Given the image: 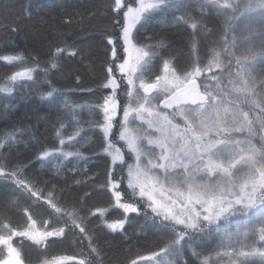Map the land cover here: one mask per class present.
I'll use <instances>...</instances> for the list:
<instances>
[{
	"label": "snow or ice",
	"instance_id": "1",
	"mask_svg": "<svg viewBox=\"0 0 264 264\" xmlns=\"http://www.w3.org/2000/svg\"><path fill=\"white\" fill-rule=\"evenodd\" d=\"M191 3L192 0H127V3L113 0L110 7L120 15L116 21L119 32L107 40L110 59L101 85L109 94L101 96L96 104L69 103L67 92L56 88L52 79L47 78L60 70L63 56L78 54L70 46L55 47L43 67L35 58L33 66L23 64L21 54L0 55V61L9 65L23 64L7 77V84L0 91L11 93L17 83L21 87L28 82L40 86L41 81L35 75L39 70L46 77L43 84L47 86L40 99L48 101L50 107L62 108L73 116L78 114L77 109L84 108L100 114L95 126L101 133V151L109 158L103 187L110 193L107 207L85 209L86 215L81 216L80 209L68 210L60 205L55 185L45 193L21 178V166L9 169L0 163V179L10 183L18 194L9 205L19 208L25 217L19 227L7 217H0V264H25L22 254L25 240L46 250L51 243L66 238V234L75 236L77 232L80 242L87 241L86 254L60 255L45 259L42 264H96L100 252L84 226L89 218L96 217L106 229L116 233L124 231L129 214H147L149 210L154 219L173 230L175 239L148 256L130 259L129 264L179 261L187 264L183 260L182 242L189 233L223 227L229 221L240 223L249 213L255 224L247 231L237 230L228 235L220 242V249L203 256L200 264H222L224 258L228 264H264V79L257 81L251 69L241 65V57L235 58L238 67L233 78L231 70L224 73L222 59V53L234 55L237 36L233 21L258 11L264 25V0H245L242 5L239 0H195L201 15L211 8L223 17L220 47L210 49L203 66L196 55L200 44L197 37L198 25L200 29H206V25L191 15L173 16L177 24L193 30L192 60L188 67H178L175 57L161 55L160 50L167 48L164 40L143 45L136 41L134 33L138 25L143 26L142 22L146 24L157 13L187 11ZM251 35L249 32L243 38L249 39ZM247 52L245 60L264 57V41L259 51L249 47ZM157 59L158 71L154 78L146 79L145 73L152 72ZM121 81L125 87L123 96L118 97ZM76 82L79 83V77ZM118 115L121 119L117 121ZM72 122L78 123L74 119ZM65 127L61 122L55 131L59 147L43 150L38 159L49 163L88 159L79 150L88 142L80 136L81 129L76 127L71 135L65 136L62 134ZM114 127L116 137L131 154V162L125 160L124 151L114 142ZM23 131L13 129L0 134V150L17 143ZM257 136L259 146L254 142ZM66 143L72 150L65 151ZM20 195L30 202L28 207L21 206ZM139 203L144 204V209L138 207ZM30 208H47L54 222L44 219L38 222ZM112 209H119L122 218L109 219ZM192 254L198 255L194 250Z\"/></svg>",
	"mask_w": 264,
	"mask_h": 264
},
{
	"label": "trees",
	"instance_id": "2",
	"mask_svg": "<svg viewBox=\"0 0 264 264\" xmlns=\"http://www.w3.org/2000/svg\"><path fill=\"white\" fill-rule=\"evenodd\" d=\"M112 3L113 0H0V55L21 54L24 57L23 64L33 66L35 58L43 67L55 47L70 46L78 54L75 57L63 56L60 70L54 71L47 78L52 79L56 88L67 92L69 103L96 104L101 96L109 94V90L101 88L110 59L107 40L109 36L115 38L119 32L116 21L120 19V15L110 7ZM191 5L187 11L157 13L146 24L142 22L143 26L138 25L135 32L137 41L154 44L164 40L167 48L160 50L161 55L166 58L175 57L178 67H188L192 60L190 43L193 30L186 25L177 24L173 16L191 15L198 21L203 20L206 25V29H200L198 25L197 37L200 44L196 55L200 57L203 66L209 58L210 49L220 47L223 18L217 16L211 8L201 15L200 10L193 9ZM154 63L157 66L159 60ZM23 64L9 65L0 61V87L5 86L7 77L20 70ZM224 65V73L231 70L235 76L238 65L234 64V57L228 56ZM219 72L220 70L216 73ZM35 75L41 81L40 86H33L28 82L21 87L17 83L11 93L0 91V134L13 129L24 130L22 136H18L17 143L6 145L0 150V163L9 169L21 166V178L43 189L45 193L55 185L60 205L68 210L80 209L81 216L86 215L85 209L107 207L110 193L103 185L107 179L109 158L101 151V133L95 126L96 121L101 118L100 114L84 108L77 109L78 114L73 116L62 108L50 107L48 101L40 99L41 91H47V86L43 84L46 77L39 70ZM76 77H79L78 84ZM117 77L119 79V75ZM223 79H227L226 75ZM124 87L125 83L121 81L120 97L123 96ZM69 89L73 91H68ZM88 89L93 91L89 92ZM73 119L78 123H73ZM61 122L66 124L62 130L63 135H71L73 129L79 127L80 136L88 139L79 149L88 157L87 160L69 158L62 163H49L38 159L43 150L59 147L55 131ZM115 137L116 133L113 138L116 139ZM64 148L72 150L67 143ZM128 157L127 155L126 161H129ZM54 163L56 166H53ZM76 180H81L82 183L76 184ZM121 187L124 188V185ZM17 195L10 183L0 179V217H7L13 225L19 227L24 224L25 217L19 208L9 205V201ZM127 198L125 195V199ZM19 200L22 207L30 204L22 195ZM138 207L144 209V204L139 203ZM30 211L38 222L41 219L54 222L47 208H30ZM108 218H122V213L119 209H112ZM84 226L100 252L96 264H129L130 259L150 255L175 239L173 230L154 219L150 210L147 214H129L123 232L109 231L96 217H90ZM215 229L212 226L200 232L189 233L185 237L182 243L186 244L192 239L195 243L194 251L198 254L186 252L184 260L187 264H200V259L211 253L214 240L225 234L217 233ZM80 241L78 232L75 236L68 233L66 238L41 250L25 240L22 247L25 264H42L43 260L60 255L86 254L87 241ZM178 264L183 262L179 261Z\"/></svg>",
	"mask_w": 264,
	"mask_h": 264
},
{
	"label": "rangeland",
	"instance_id": "3",
	"mask_svg": "<svg viewBox=\"0 0 264 264\" xmlns=\"http://www.w3.org/2000/svg\"><path fill=\"white\" fill-rule=\"evenodd\" d=\"M125 2L127 3V0H125ZM239 2L242 5L243 3H245V0H239ZM192 3L193 4L191 5V7L193 9H199L196 6L195 1H192ZM233 23L236 25V31H235L234 34L237 36L236 45H235V48L233 50L234 51V55L232 56V57H234V64H236L235 58L236 57H241V65L245 69H249L250 68L251 71H252V75L256 77L257 81H259L261 79H264V57L258 55V56L255 57V59H248V60L243 59V57L248 54L247 50H248L249 47H251L255 51H259L261 49V47H262V41H264V25H262V22H261V19H260V16H259V12L257 11L255 13H248L245 16L240 17V19L233 21ZM249 32H252L253 35H251V37L249 39H244L243 37H245ZM134 37L136 39L135 33H134ZM136 41H137V39H136ZM138 43L141 44V45L149 44V43H140V42H138ZM227 58H228L227 53H222V59L224 61V64H225V61H226ZM253 65H254V67H253ZM157 71H158L157 66L153 62L152 72L151 73H145V78L146 79L154 78V74ZM217 71H219V70L214 69V72H217ZM208 75H210V74H208ZM201 79H203V77ZM120 94L121 93H119V90H118V97H120ZM121 101H122L121 104L123 105L124 104V100L121 99ZM120 119H121V116L118 115L116 117V120L118 121ZM137 123H139V122H137ZM141 127H146V126L142 125ZM116 128L117 127L113 128V134L117 133ZM115 138L116 139H114V142L117 144L118 147H121V149L125 153V160H126L127 155H128L129 156L128 157L129 162H131V160H132L131 154L124 147V142L123 141H119L117 137H115ZM254 142L257 143V145L259 146V143H260L259 136H257L255 138ZM65 151H67V150L65 149ZM247 218L248 217H245V220ZM234 220H235V218H234ZM230 223H231V221L225 223L224 225H228V224L230 225ZM254 224H255L254 220H253V222L251 221L249 226H248L247 222L243 223V224H240V225L235 224L232 227V229L224 231V233H225L224 236H222L220 238L218 244L215 245V247L213 248V250L211 251V253L209 255L214 254L215 251L220 249V242L223 239H225L228 235H231L232 233L236 232L237 230L247 231ZM213 227H217V226H213ZM183 246H184L183 260H184L186 258V252H193L195 243H194V241L192 239H190V240H188V242H186V244H183ZM201 259H200V261H201ZM142 264H146V262H142ZM222 264H228V259L224 258V260L222 261Z\"/></svg>",
	"mask_w": 264,
	"mask_h": 264
},
{
	"label": "flooded vegetation",
	"instance_id": "4",
	"mask_svg": "<svg viewBox=\"0 0 264 264\" xmlns=\"http://www.w3.org/2000/svg\"><path fill=\"white\" fill-rule=\"evenodd\" d=\"M208 75V74H207ZM233 78H234V76H233ZM227 81V79H225V82ZM251 221L253 222V220L251 219V213H249V216H248V218L245 220V217L244 218H242L241 219V222L240 223H235V222H233V221H231V223H230V225L228 224V225H224L223 227H216V232L217 233H220V232H224V231H227V230H229V229H232V227L235 225V224H237V225H240V224H243V223H248V226H249V224L251 223ZM221 238V237H220ZM220 238L217 240V239H215L214 240V242H213V247H215V245H217L218 244V242H219V240H220ZM209 255V254H208ZM207 256V255H206Z\"/></svg>",
	"mask_w": 264,
	"mask_h": 264
}]
</instances>
